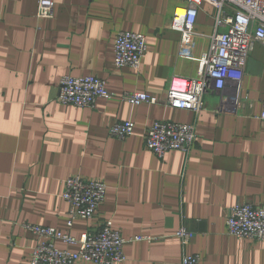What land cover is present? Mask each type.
<instances>
[{
  "label": "crops",
  "instance_id": "crops-1",
  "mask_svg": "<svg viewBox=\"0 0 264 264\" xmlns=\"http://www.w3.org/2000/svg\"><path fill=\"white\" fill-rule=\"evenodd\" d=\"M39 0H0V264H31L36 237L24 225L80 238L106 220L128 242L122 264H264V243L230 236L227 219L240 203L264 207V45L246 66L236 112L214 113L206 98L199 115L167 106L173 76L195 78L199 64L178 58L181 35L170 29L181 0H55L52 19L37 17ZM214 9L204 4L195 30V56L209 47ZM120 31L143 34L148 50L139 70L117 68L113 43ZM66 76H96L116 94L94 108L58 102ZM142 92L157 104L133 106L118 96ZM132 121L134 135H110ZM157 121L195 124L191 152L157 157L144 144ZM81 176L107 186L90 221L68 227L65 180ZM194 233L184 246L176 233ZM63 250L78 246L57 242ZM89 264V263H78Z\"/></svg>",
  "mask_w": 264,
  "mask_h": 264
},
{
  "label": "built area",
  "instance_id": "built-area-1",
  "mask_svg": "<svg viewBox=\"0 0 264 264\" xmlns=\"http://www.w3.org/2000/svg\"><path fill=\"white\" fill-rule=\"evenodd\" d=\"M170 24L178 31L181 40L178 58L199 64L195 78L173 76L167 88V106L199 115L207 110L206 98H219L214 113L236 112L239 107L240 86L246 66L257 44L264 45V0H181ZM204 4L214 11V32L209 47L200 57L195 56L198 40L195 30L198 13ZM55 0H39L37 17L52 19ZM148 50L143 34L120 31L113 43L114 62L117 68L139 70ZM116 97L105 80L96 76H66L61 80L58 102L77 108H94L99 100ZM133 106L144 103L157 104L156 98L142 92H123L118 96ZM264 122V110L261 116ZM132 121L117 122L110 135L125 140L134 135ZM195 124L169 121L154 122L144 135V144L157 157L163 158L171 151L191 152L197 141ZM107 186L100 180L70 176L65 180L63 198L69 204L68 227L79 221L93 220L105 201ZM230 236L264 243V207L252 203L234 206L227 219ZM24 227L37 239L31 264H122L126 260L124 248L128 242H151V237L136 236L127 240L106 220L98 229L88 231L80 238L64 234L54 228L25 224ZM176 237L188 246L194 233L181 228ZM78 246L77 251L63 250L57 242ZM200 255H185L182 264H201Z\"/></svg>",
  "mask_w": 264,
  "mask_h": 264
}]
</instances>
